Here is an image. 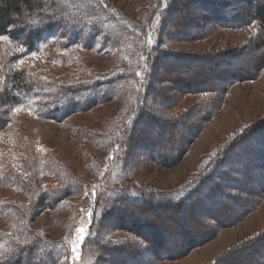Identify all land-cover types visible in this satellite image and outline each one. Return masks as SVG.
Instances as JSON below:
<instances>
[{
	"label": "rangeland",
	"instance_id": "rangeland-1",
	"mask_svg": "<svg viewBox=\"0 0 264 264\" xmlns=\"http://www.w3.org/2000/svg\"><path fill=\"white\" fill-rule=\"evenodd\" d=\"M177 1L98 0L127 29L117 43L112 38L113 45L105 47L102 40L95 49L65 43L55 48L56 63L35 56L4 63L6 68L0 64L5 74L24 72L30 83L121 77L111 97L62 120L10 109L9 126L0 133L1 258L30 245L35 234L43 253L31 259L29 250L25 256L20 251L13 260L39 263L49 259L47 253L52 264H121L119 253L108 255L107 249L124 248L145 253L137 264H264V42L249 20L251 8L264 0H184L186 14L174 11L171 17L165 11L174 10ZM190 13L197 18L191 24ZM222 15L236 24L219 21ZM6 43L0 40V54L8 58L15 46ZM156 43L147 62L145 54ZM161 52L205 61L186 66L182 77H169ZM174 78L194 79L207 93L181 95ZM149 118L165 123L146 131L151 139L160 133L154 138L158 151L143 136L135 146L129 142ZM62 190L70 197L53 208ZM199 190L202 196L192 197ZM130 196L146 202L177 199L187 208L150 211L127 203ZM110 216L121 229L109 226ZM167 216L174 219L168 229L162 224L164 233L141 234L131 224L136 217L142 222ZM238 253L244 257L235 262L231 256Z\"/></svg>",
	"mask_w": 264,
	"mask_h": 264
},
{
	"label": "trees",
	"instance_id": "trees-1",
	"mask_svg": "<svg viewBox=\"0 0 264 264\" xmlns=\"http://www.w3.org/2000/svg\"><path fill=\"white\" fill-rule=\"evenodd\" d=\"M186 5V1L184 2V0H178L175 3L176 7L174 10L172 9L165 12L171 17L174 16V11L180 13L181 15L182 13L186 14L184 11ZM106 10H108V7H102L98 0H0V36L5 37V40H7L8 44L15 46V53L11 57L6 58L0 54V62L2 61L0 64L4 65L3 67L6 68L9 67L8 65L12 62H20L21 60L24 61L25 58L35 56H44L47 60L53 62L55 61L56 63L57 61H59V59L55 58V48H57V46L60 47L67 44L68 48L77 47L85 49H95L100 45V42L102 40L105 47L109 44L113 45L112 38L117 43L120 38L116 36H120V34L123 33L122 31L127 29L122 25H118V19L114 16L113 12V15L111 14V16L109 17ZM250 12L251 15L249 17V20L251 23L257 25L258 38L261 37V34L263 33L261 39H263L264 42V2L259 3L257 1L256 5L251 8ZM189 17L190 19L187 20L189 24L192 23L193 19L197 20L196 16L191 13L189 14ZM247 19L248 18H246V21ZM219 21H224V24L227 22L236 24L237 22L235 18L232 20H226L223 15L221 18H219ZM242 23H245L246 27H249L246 22ZM189 24L188 27L190 26ZM178 27L179 25L177 26V28ZM182 27L187 28V25L183 24L182 22ZM78 30H80V32H78ZM145 41V45L147 48L148 42L147 40ZM158 48L159 45L156 43L152 45L147 52L145 51L147 62L153 52H156ZM159 58L170 64V66L166 64V66L168 67H165L169 71V73H167L166 71V74L169 75V77L171 76L170 73H172L174 77H177L175 74L182 77V74H185L184 71L186 70V66L190 68L191 66H196V64H200L205 61V59L202 60L200 57L198 58H200L201 61H198L197 59L195 61L191 57H188V55L187 57L180 58L179 55H174L171 53H162L160 54ZM177 62H179L180 65L176 64ZM3 67L0 66V87H3V89L0 90V133L9 126L7 115L9 114L10 109L23 108L24 110L32 112L34 115L41 114L43 118L45 117L47 119L62 120L76 112L89 109L95 104L102 103V101L107 97H111L114 84L121 80V77L119 76L115 80H88L85 82L70 85H57L54 82H48L46 80L34 81V83H30L29 79H27L25 74H23L24 72L22 73L21 71V73L5 74L4 72H2L3 70H1L3 69ZM151 71L154 72V65L152 66ZM222 72L224 74L226 73V71ZM174 80L178 85L177 91L181 93V95H183L184 93H186L185 95H188L190 93H207V90H205L208 89L207 86L203 87V85H196L197 83L199 84V82H196V84L194 82L193 84L194 79L191 80L189 78L184 80L182 78L179 79V81L178 79L174 78ZM184 89H187V92ZM201 90L203 92H199ZM147 116L148 115H146L145 118ZM163 125L165 126L163 120H160V122L151 121V118L147 119V121L142 120L140 125L138 126V130L135 132L138 138L133 137V139H131L132 141L129 142H131V144L135 146L143 136L142 140H145V143L147 142L150 144V149L152 151H158L160 150V142L155 141L154 138L158 139L160 133L154 134L152 136V141L146 131L150 129L153 130L155 128L163 129ZM131 144L128 143L129 148L131 147ZM261 161L263 162L260 166L264 168V160ZM251 179L252 178H250V180ZM212 189L213 188H211L210 191ZM66 190L56 192L57 199L55 202L53 201V208H55V206L58 205L61 201H64L66 198L68 199L70 197L69 192L72 191V189H68L70 191ZM120 194L121 196L123 195L122 197H124L126 193ZM191 195L192 197H195L196 195L202 196V190L196 192L193 191ZM203 195L205 194L203 193ZM210 197L211 196H208L207 198L209 200L213 199ZM125 200L127 201V203L137 202L138 206H143L144 209L145 207H148L150 208V211L152 210L151 207H153L155 209H159L162 212H164L165 209H168L169 211L171 210L169 213H174V209L176 210L177 207L180 209H185L186 207L183 204V201L174 199L173 202H165L163 199H161V197L152 201L148 200L147 202L143 199H138L137 197L132 196H130L129 201L127 200V198H125ZM195 203H199V199L195 200ZM132 211L135 210L131 208L130 212ZM132 214L134 216H142V214ZM108 216L109 213L106 217L108 218ZM112 217L110 219H106V221H109V226H117L119 229H121L120 225L122 224L119 225L116 222H111L113 220ZM164 218L165 217H160V219L156 218L157 220H155V222L149 221L143 217V219L145 220L141 222L136 221L138 219V217H136L133 219V221H131V224L137 226V228L140 229L141 234H143L145 231H148L149 229V231H161L162 233H164V229L162 230L163 227L161 228V226L165 225L164 227H167L168 229L174 217L167 216L166 219ZM178 218L181 224V222L184 221V216H179ZM175 220L178 219L175 218ZM100 229L102 230V228ZM193 229H195L194 226ZM104 230H107V228H104ZM162 235L164 236V234ZM162 235L160 236V238L163 237ZM28 239H31L29 242L30 245H27L26 247H22L20 249H16V251L13 252L14 254L12 253L13 255H9L7 256V258L0 257V260H3L2 263L10 259L9 264H22L23 258H16L13 260L14 256L20 255V251L22 253L21 255H24V253L29 250L28 256L31 257V259H34L33 254L36 253V251L37 253H39L38 251L41 250V253H43L42 249L40 248L45 247V245L44 243L38 241L35 234H31ZM99 249H101V247ZM165 249V247H162L161 250L165 251ZM107 250L108 255L119 253L117 255L118 257L122 258L120 262L121 264H137L144 257L143 254H145L141 251L136 252L135 249L125 250L124 248H120L118 250ZM159 252L160 250H156L154 251V254L159 255ZM44 254L47 255L49 259H41L39 263L34 262V264L54 263L52 254ZM238 254L236 256H231V258L234 259L235 262L237 259H242L244 257L242 254H240V256L238 257ZM27 262L33 264L32 260H28Z\"/></svg>",
	"mask_w": 264,
	"mask_h": 264
},
{
	"label": "snow or ice",
	"instance_id": "snow-or-ice-1",
	"mask_svg": "<svg viewBox=\"0 0 264 264\" xmlns=\"http://www.w3.org/2000/svg\"><path fill=\"white\" fill-rule=\"evenodd\" d=\"M3 39H5V37L0 36V40H3ZM149 41H151V37H149ZM21 63H23V61H21ZM87 194H88V193L86 192L85 195H87ZM89 216H91V214H89ZM83 232H84L83 229H80V230L78 231V240H82V239H83ZM72 252H73L74 254L77 253V246H76V243H73V245H72ZM75 258L78 259V255H77Z\"/></svg>",
	"mask_w": 264,
	"mask_h": 264
}]
</instances>
